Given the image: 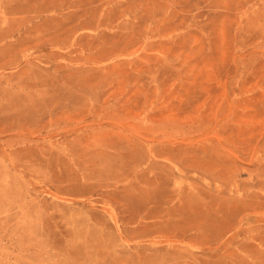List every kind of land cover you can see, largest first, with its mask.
<instances>
[{"label":"rangeland","instance_id":"374dc122","mask_svg":"<svg viewBox=\"0 0 264 264\" xmlns=\"http://www.w3.org/2000/svg\"><path fill=\"white\" fill-rule=\"evenodd\" d=\"M0 264H264V0H0Z\"/></svg>","mask_w":264,"mask_h":264}]
</instances>
